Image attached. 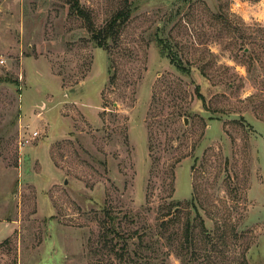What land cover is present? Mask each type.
Wrapping results in <instances>:
<instances>
[{
    "label": "rangeland",
    "instance_id": "1",
    "mask_svg": "<svg viewBox=\"0 0 264 264\" xmlns=\"http://www.w3.org/2000/svg\"><path fill=\"white\" fill-rule=\"evenodd\" d=\"M235 3L0 0V264H264V8Z\"/></svg>",
    "mask_w": 264,
    "mask_h": 264
},
{
    "label": "trees",
    "instance_id": "2",
    "mask_svg": "<svg viewBox=\"0 0 264 264\" xmlns=\"http://www.w3.org/2000/svg\"><path fill=\"white\" fill-rule=\"evenodd\" d=\"M129 7H126V9H123L122 11L118 12L103 28L100 30H97L94 28L93 25L90 24V20L87 19V22H89V29L92 35V39L99 45L103 47H107L109 43L113 40H116V38L119 35V31L121 27L127 22L129 19V14L131 11H128ZM78 11V10H76ZM82 13V12H81ZM83 16L84 14H80ZM159 45H161L159 43ZM171 62L178 68L184 69L182 66V62L176 57V56H170ZM185 72V71H184ZM166 222H163L162 225L164 226Z\"/></svg>",
    "mask_w": 264,
    "mask_h": 264
},
{
    "label": "clouds",
    "instance_id": "3",
    "mask_svg": "<svg viewBox=\"0 0 264 264\" xmlns=\"http://www.w3.org/2000/svg\"><path fill=\"white\" fill-rule=\"evenodd\" d=\"M239 7H240L239 0H237V3L233 5L232 11L235 12ZM262 8H264V0H262ZM256 15H257L258 20H261L262 22H264V10L257 13ZM245 19H247V17H245Z\"/></svg>",
    "mask_w": 264,
    "mask_h": 264
},
{
    "label": "built area",
    "instance_id": "4",
    "mask_svg": "<svg viewBox=\"0 0 264 264\" xmlns=\"http://www.w3.org/2000/svg\"><path fill=\"white\" fill-rule=\"evenodd\" d=\"M35 135H37V134H35Z\"/></svg>",
    "mask_w": 264,
    "mask_h": 264
}]
</instances>
